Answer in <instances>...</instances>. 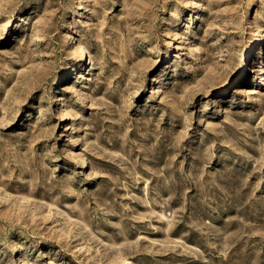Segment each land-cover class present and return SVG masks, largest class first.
<instances>
[{
  "label": "rangeland",
  "instance_id": "374dc122",
  "mask_svg": "<svg viewBox=\"0 0 264 264\" xmlns=\"http://www.w3.org/2000/svg\"><path fill=\"white\" fill-rule=\"evenodd\" d=\"M263 31L264 0H0V264H264Z\"/></svg>",
  "mask_w": 264,
  "mask_h": 264
},
{
  "label": "bare ground",
  "instance_id": "6f19581e",
  "mask_svg": "<svg viewBox=\"0 0 264 264\" xmlns=\"http://www.w3.org/2000/svg\"><path fill=\"white\" fill-rule=\"evenodd\" d=\"M202 10V9H201ZM264 41V31H263V34L261 35V37L260 38H258L257 40H255V45H257V44H260V43H262ZM157 89V87H156V85L154 84V86H153V89H152V92L153 91H155Z\"/></svg>",
  "mask_w": 264,
  "mask_h": 264
}]
</instances>
